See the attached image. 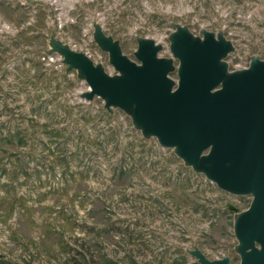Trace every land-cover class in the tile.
<instances>
[{"label":"rangeland","instance_id":"rangeland-1","mask_svg":"<svg viewBox=\"0 0 264 264\" xmlns=\"http://www.w3.org/2000/svg\"><path fill=\"white\" fill-rule=\"evenodd\" d=\"M135 59L138 38L173 57L178 25L220 33L230 70L264 59V0H0V256L13 264H239L230 193L129 113L109 111L52 37L117 71L95 25ZM175 64L178 61L174 58Z\"/></svg>","mask_w":264,"mask_h":264},{"label":"water","instance_id":"water-1","mask_svg":"<svg viewBox=\"0 0 264 264\" xmlns=\"http://www.w3.org/2000/svg\"><path fill=\"white\" fill-rule=\"evenodd\" d=\"M202 33L184 25L172 32L176 65L149 38H138L135 59L129 57L97 24L94 38L108 52L115 74L54 37L49 52H59L68 69L85 80L83 97H101L109 111L129 113L145 136L174 147L221 189L252 196L243 210L228 207L235 211L239 264H264V59L254 57L247 67L230 70L225 58L232 42L221 33ZM191 253L200 264H233L228 256L210 259L198 248Z\"/></svg>","mask_w":264,"mask_h":264},{"label":"trees","instance_id":"trees-1","mask_svg":"<svg viewBox=\"0 0 264 264\" xmlns=\"http://www.w3.org/2000/svg\"><path fill=\"white\" fill-rule=\"evenodd\" d=\"M0 264H13L12 262H10L9 260L7 259H4L0 256Z\"/></svg>","mask_w":264,"mask_h":264}]
</instances>
